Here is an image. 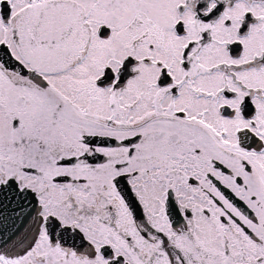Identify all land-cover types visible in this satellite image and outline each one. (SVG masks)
<instances>
[{"label": "snow or ice", "instance_id": "obj_1", "mask_svg": "<svg viewBox=\"0 0 264 264\" xmlns=\"http://www.w3.org/2000/svg\"><path fill=\"white\" fill-rule=\"evenodd\" d=\"M0 264H264V0H0Z\"/></svg>", "mask_w": 264, "mask_h": 264}]
</instances>
